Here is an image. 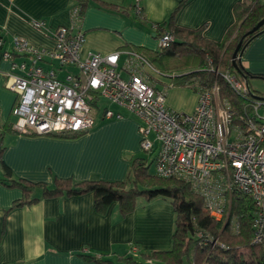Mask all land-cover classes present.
<instances>
[{"label": "crops", "instance_id": "0c3cea01", "mask_svg": "<svg viewBox=\"0 0 264 264\" xmlns=\"http://www.w3.org/2000/svg\"><path fill=\"white\" fill-rule=\"evenodd\" d=\"M240 1L142 0V19L136 18L133 0H89L82 21L74 24L71 10L79 0H0V37L5 40L4 48L10 47L16 35L36 47L53 48L55 39L49 32L75 25L85 32L84 56L131 48L156 50L160 37L156 25L169 22L179 6L173 19L176 26H205V36L220 41L235 22L234 6ZM32 20H44L48 29L35 27ZM4 48L0 47V146L4 145L3 160L13 177L49 185L56 178L125 180L131 159L141 152L139 118L108 101L112 106L102 105L94 125L77 137L15 131L17 95L7 86L11 61L4 58ZM124 62L122 54L121 67ZM241 62L250 72L264 74V31L249 43ZM105 108L115 112L113 117L105 116ZM4 174L0 161V177ZM22 198L21 188L0 182V264H96L85 255L142 259L145 253L173 245L176 214L166 198H139L127 216L120 213L116 202L98 211L91 192L41 196L32 204L13 207Z\"/></svg>", "mask_w": 264, "mask_h": 264}, {"label": "built area", "instance_id": "2783aa9c", "mask_svg": "<svg viewBox=\"0 0 264 264\" xmlns=\"http://www.w3.org/2000/svg\"><path fill=\"white\" fill-rule=\"evenodd\" d=\"M133 2L136 14L142 15V0ZM71 18L74 24L82 21L78 5L72 8ZM32 24L48 29L44 20H32ZM49 33L55 39L53 48L36 47L17 35L4 48L5 40L0 37L3 56L11 61L7 86L17 95L13 107L16 131L85 132L94 125L101 98L123 106L141 122L140 144L153 155L156 175L190 182L204 198L209 214L229 222L234 232L240 231V223L230 215L233 199L248 196L254 204L251 243L264 241V117L257 113L264 100L253 98L250 107L256 110L255 116L241 114L239 123L237 110L220 96L215 83L211 89L196 86L195 110L179 113L168 106L167 88L151 79L149 69L161 72L142 52L131 48L84 56L82 28L62 25ZM173 40L171 31H165L159 47ZM216 73L220 74L219 67ZM222 75L235 91L248 97L245 81L234 72ZM103 113L108 118L115 114L106 108Z\"/></svg>", "mask_w": 264, "mask_h": 264}, {"label": "trees", "instance_id": "16d2710c", "mask_svg": "<svg viewBox=\"0 0 264 264\" xmlns=\"http://www.w3.org/2000/svg\"><path fill=\"white\" fill-rule=\"evenodd\" d=\"M89 0H79L80 16L83 19ZM179 7V6H178ZM178 7L172 12L169 22L157 24L158 35L171 31L174 40L166 47L156 50L137 48L161 73L172 75L171 85H187L195 91L196 86L211 89L215 83L220 87V96L231 101L238 115L246 113L255 116L250 104L254 99L264 100L250 88V79H264V74L252 73L242 64V72L236 70L232 57L233 52L242 38L264 17V3L260 0H241L234 6L235 22L228 29L225 37L211 40L204 34L205 26L186 28L174 24V16ZM135 10V6H132ZM136 18H144L137 15ZM244 37L241 50L264 30ZM85 33V32H84ZM219 67L220 74L216 73ZM234 72L245 81L249 88L248 97L235 91L223 78V73ZM252 97V98H251ZM245 106L247 109L245 110ZM14 129V128H13ZM15 130V129H14ZM16 131V130H15ZM18 132V131H17ZM85 132L52 133L64 137H77ZM32 134V133H31ZM36 134V133H33ZM0 146V161L5 168L0 182L22 189L23 198L14 202L13 207L32 204L41 196L56 197L61 195L74 196L88 192L93 193L96 209L100 212L117 203L123 216L132 213L139 198L151 201L157 197L169 199L175 210V229L173 245L167 250H155L145 253L142 259L133 255H120L117 260L101 256L85 255L94 259L96 264H262L264 259V241L252 244L254 204L246 195H237L232 202L231 216H236L240 223V231L231 230L229 222L224 223L211 216L205 207L204 198L197 193L187 180L175 177H159L148 171L150 160L146 156H134L131 169L125 180L109 181L100 178L74 181L71 178H56L49 185L45 182H33L27 179L14 178L11 169L4 162ZM153 161V160H151ZM129 179L133 186L127 188ZM143 187H142V185ZM41 195H38L37 192ZM216 241V242H215Z\"/></svg>", "mask_w": 264, "mask_h": 264}, {"label": "rangeland", "instance_id": "374dc122", "mask_svg": "<svg viewBox=\"0 0 264 264\" xmlns=\"http://www.w3.org/2000/svg\"><path fill=\"white\" fill-rule=\"evenodd\" d=\"M149 71L151 73V79L153 80V82H155L157 84L158 87L162 88L163 86H165L167 88V103L169 106H171L172 109L178 110L179 112L188 110V111H186V113H188V114H190L194 111V109L192 108L193 103L196 100L198 101V97H199V94L197 91H195L193 88H191L187 85H178V84L171 85V82L173 81V79L169 73L158 74V73H156L150 69H149ZM64 72H65V70H64ZM250 82H251V88L257 92V95L264 97V79H256V78L250 79ZM197 101H196V103H197ZM105 104L106 105L109 104V106H112V104L109 103L108 100H106L104 98H101L98 101L99 106H102ZM251 112L254 113V112H256V110L255 111L252 110ZM257 113L259 116L264 117V105H262L258 108ZM130 115H132V114H130ZM133 117H135V116H133ZM140 155L146 156L148 158V160H150V163L148 166V171L150 174L156 176L155 167H154L153 161H151V160H153V155L147 151H144L142 147H141ZM126 186H127V188L133 186L132 179H129ZM142 187H143V185H142ZM159 198H164V197H159Z\"/></svg>", "mask_w": 264, "mask_h": 264}, {"label": "water", "instance_id": "95a60500", "mask_svg": "<svg viewBox=\"0 0 264 264\" xmlns=\"http://www.w3.org/2000/svg\"><path fill=\"white\" fill-rule=\"evenodd\" d=\"M263 26H264V17L261 20H259L257 22V24L252 29H250L245 35H243L242 38L240 39V41L238 42V44H237V46H236V48H235V50L233 52L232 61H233V64H234L236 70H238L239 72H242L241 57H242V54H243L244 50H241V46H242L244 37L246 35H248V34H251V33H254V32L258 31ZM262 264H264V259H263V263Z\"/></svg>", "mask_w": 264, "mask_h": 264}]
</instances>
